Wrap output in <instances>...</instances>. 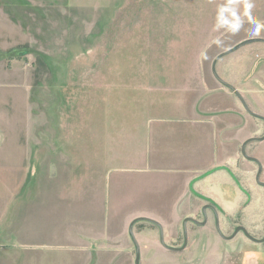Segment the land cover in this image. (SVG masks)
Segmentation results:
<instances>
[{
  "label": "rangeland",
  "instance_id": "obj_1",
  "mask_svg": "<svg viewBox=\"0 0 264 264\" xmlns=\"http://www.w3.org/2000/svg\"><path fill=\"white\" fill-rule=\"evenodd\" d=\"M263 1L0 0L2 67L10 70L8 61L17 60L15 71L23 79L11 88L13 92L8 89L3 95L26 86L32 108L28 138L49 142L54 155L58 151L68 155L75 139L74 119L82 113L81 118L88 121L89 109L105 107L106 95H156L155 91H171L183 85L191 69L183 72L168 68V61H201L198 71L205 83L217 85L212 64L218 55L244 41L264 40V17L252 10L256 2ZM214 38L217 39L207 48ZM10 48L14 51L7 53ZM214 72L224 82L231 81L237 87L241 84L239 94L248 110L258 116L243 111L240 118L237 136L241 148L248 141L245 157L237 151L236 142L226 145L217 162L191 161L179 165L185 170L176 174L164 165L154 172H134L122 177L107 195L102 187L96 195L97 203L91 202L95 194L90 189L75 191L70 186L65 169L56 180H40L39 190L46 194L40 193L28 209L34 226L30 236L35 242L57 238L64 223L66 236H72L77 228L81 235H92L97 232L93 227L98 226V233L113 237L115 245L113 256L103 253L94 264H135V248L131 240L127 241L128 226L136 219H147L162 229L167 246L181 249L183 220L189 217L202 223L203 217L198 200L176 183L189 181L198 171L208 172L234 156L236 171L231 166L227 172L222 201L233 200L231 192L235 189L240 193V202L231 211L217 207L219 229L229 238L241 227L252 239L264 240V186L255 182L257 163L247 160L258 162L259 183L264 184V140H251L258 126L264 128V42H253L222 56ZM196 84L194 81V95L222 94ZM230 107L233 109V105H225L227 110ZM228 121L233 123V118ZM83 127L89 138L88 125ZM261 133L255 137L263 136L264 130ZM60 141L63 148L59 147ZM210 197L214 200L205 198L204 203H222L219 196ZM104 201H109V207ZM120 207L121 211L113 210ZM196 208L197 212H189ZM207 218L204 226L187 223V245L179 250L182 253L161 248L158 226L136 222L133 233L140 251L139 264H264V241H251L243 232L232 239H222L216 232L213 214L207 213ZM107 224L108 231L102 228ZM23 244L19 241L15 248L0 249V264H20L16 256H21V264H25L27 252L22 250ZM48 252L35 248L33 255L48 256ZM68 257L65 264H74V259ZM36 259L45 264L42 258Z\"/></svg>",
  "mask_w": 264,
  "mask_h": 264
},
{
  "label": "crops",
  "instance_id": "obj_2",
  "mask_svg": "<svg viewBox=\"0 0 264 264\" xmlns=\"http://www.w3.org/2000/svg\"><path fill=\"white\" fill-rule=\"evenodd\" d=\"M256 3L252 10L264 17V1ZM216 39L209 42L207 48ZM182 49L185 53V47ZM12 51L14 50L10 48L6 52ZM1 52L0 46V249L15 248L19 241H23L22 250L27 252L25 264H39L36 258H42L45 264H65L66 255L69 259H74V264L75 259L77 264H94L98 259H102L103 253L113 256L111 250L115 245L113 237L109 239L108 234L98 233V226L93 227L97 232L92 235H81L77 228L72 236H66L67 223L61 225L57 238L35 242L30 236L34 226L29 220L28 209L31 204L33 206L40 193L46 194V191L39 190L40 180H56L66 169L70 186L75 191L90 189V192L95 194L91 202L97 203L96 195L101 193L102 187L107 195L110 189L117 187L116 184L122 181L125 175L158 171L159 165H164L167 171L176 174L185 170L180 169L179 165L191 161L217 162L220 155L224 154L226 145L236 142L237 151L241 155L242 142L237 134L240 131V118L242 116L243 119L245 110L240 101L233 91L219 83L207 85L198 71L202 68L201 61L187 62L186 59L168 61V68H180L183 72L185 69H191L186 72L189 76H186L183 85L171 91H155L156 95H140V92L139 95H130V98L129 95H106L105 107L92 106L89 109L88 121L81 118L82 113L79 119H74L73 150L69 151L68 155L66 151H58L57 155H54L49 142L28 138L32 108L27 87L15 88L17 90L13 94L3 95L5 90H11L23 79L20 73L15 71L17 60H9L10 70H3ZM225 69L223 68L224 72ZM251 69L255 72L256 65ZM6 80H9V85H6ZM194 81L197 82V87L203 85L205 90L210 88L212 92L222 94L194 95L197 93L193 87ZM174 83L177 85V81ZM226 83L238 93L241 90V84L237 87L231 81ZM169 93L173 95H166ZM225 105H233V109L230 107L227 110ZM231 118L233 123L228 121ZM84 124L88 125L89 138L85 135L87 130L85 133L83 131ZM263 130L264 128L258 126L253 137H263L264 135L255 137L260 132L263 134ZM59 147H64L61 141ZM234 160L235 156L232 159H224L216 168L208 172L198 171L191 180L178 182L176 186L186 187L184 189L190 192L191 197L198 200L200 212L206 210V215L210 213L215 217L219 206L225 207L227 211L234 210L240 202V193H236L235 189L230 191L234 196L233 200L229 198L227 203L222 201L227 185V172L229 173L231 166H234L236 171ZM211 195L219 196L222 203H204L206 199L214 200ZM60 197L64 199L65 194ZM104 204L109 207V201H104ZM199 208L189 212L192 214ZM113 210L121 211L122 208ZM190 213L186 215H191ZM203 222V226L206 225L208 218L203 219ZM214 225L216 229L215 219ZM102 228H107L108 231V224ZM129 240L131 237L127 239L128 242ZM35 248L49 250V255L42 253L35 258ZM16 257L21 264V256Z\"/></svg>",
  "mask_w": 264,
  "mask_h": 264
},
{
  "label": "water",
  "instance_id": "obj_3",
  "mask_svg": "<svg viewBox=\"0 0 264 264\" xmlns=\"http://www.w3.org/2000/svg\"><path fill=\"white\" fill-rule=\"evenodd\" d=\"M253 42H264V40H248V41H244V42L238 44L237 46H235L234 48H232V49H230V50H228V51H226V52H223L222 54L218 55V56L214 59L213 64H212V70H213V75H214V77L216 78V80H217L221 85H223L224 87H227V88H229L231 91H233V93L235 94V96H236V97L238 98V100L240 101V103H241L243 109H244L249 115L254 116V117H257L256 115H254L253 113H251V112L248 110V108H247L245 102L243 101L241 95H240L237 91H235V90L233 89L232 86H230L228 83L224 82V81L221 80L219 77H217L216 74H215V72H214V66H215V63H216V61H217L219 58H221L222 56H225V55H227V54H230V53L236 51L237 49H239V48H241V47H243V46H245V45H247V44L253 43ZM251 140H253V141H262V140H264V136L261 137V138H254V139H251ZM249 141H250V140H249ZM247 143H248V141L245 142V143L243 144L242 148H241V153H242L243 156H244V149H245V146H246ZM244 157H245V156H244ZM247 160H251V161L257 163V165H258V171H257V173H256L255 182H256L258 185H260V186H264V184L259 183L260 165H259L258 162L255 161V160H252V159H247ZM205 219H206V218H205ZM138 221H146V222H150V223H152V224L158 226L155 222H153V221H151V220H147V219H136V220L132 221L131 224L129 225L128 232H129V235H130V237H131V240H132V242H133V244H134V246H135V264H139L140 256H139V247H138V244H137V242H136V240H135V238H134L132 228H133V224H134L135 222H138ZM188 222H192V223H194V224H196V225H203V224L205 223V222H203V223H198V222H196L195 220H193V219H191V218H186V219L183 221L184 245H183V247H182L181 249H173V248H169V247H167V246L165 245V243H164L162 229L158 226V227H159V230H160V243H161V246L164 247V248H166V249H169V250H171V251L183 250V249L186 247V245H187V229H186V224H187ZM215 224H216V232H217V234H218L222 239L229 240V239L234 238L235 235H236L237 233H239V232H243L244 235H245L248 239H250L251 241L259 242V243L264 241V240L257 241V240L252 239V238L247 234V232L245 231V229H244V228H241V227L236 228L235 232L233 233V235H232L231 237H229V238L224 237V236L222 235L220 229H219V221H218L217 214H215Z\"/></svg>",
  "mask_w": 264,
  "mask_h": 264
},
{
  "label": "flooded vegetation",
  "instance_id": "obj_4",
  "mask_svg": "<svg viewBox=\"0 0 264 264\" xmlns=\"http://www.w3.org/2000/svg\"><path fill=\"white\" fill-rule=\"evenodd\" d=\"M205 212H203V211H201V215H202V217H203V219L205 220V218L207 217V215L205 214L206 213V210H204ZM214 216V215H213ZM214 219H215V217H214ZM206 220H207V218H206ZM183 224V223H182ZM182 228H183V225H182Z\"/></svg>",
  "mask_w": 264,
  "mask_h": 264
}]
</instances>
